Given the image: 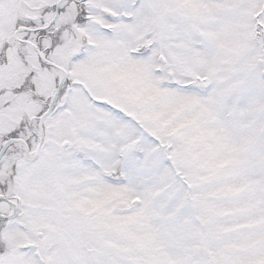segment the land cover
Returning <instances> with one entry per match:
<instances>
[{
    "label": "snow or ice",
    "instance_id": "obj_1",
    "mask_svg": "<svg viewBox=\"0 0 264 264\" xmlns=\"http://www.w3.org/2000/svg\"><path fill=\"white\" fill-rule=\"evenodd\" d=\"M0 264H264V0H0Z\"/></svg>",
    "mask_w": 264,
    "mask_h": 264
}]
</instances>
